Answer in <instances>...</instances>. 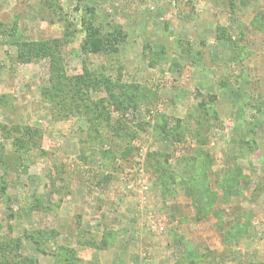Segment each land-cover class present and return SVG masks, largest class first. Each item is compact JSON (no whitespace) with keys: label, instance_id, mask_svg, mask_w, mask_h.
I'll return each mask as SVG.
<instances>
[{"label":"rangeland","instance_id":"374dc122","mask_svg":"<svg viewBox=\"0 0 264 264\" xmlns=\"http://www.w3.org/2000/svg\"><path fill=\"white\" fill-rule=\"evenodd\" d=\"M55 3L0 0V264H264V0ZM55 38L64 79L130 97L111 123L54 116Z\"/></svg>","mask_w":264,"mask_h":264},{"label":"trees","instance_id":"16d2710c","mask_svg":"<svg viewBox=\"0 0 264 264\" xmlns=\"http://www.w3.org/2000/svg\"><path fill=\"white\" fill-rule=\"evenodd\" d=\"M48 5V14L53 16L54 14H61L57 10H60V7L56 5V0L52 3L51 0H45ZM62 10V8H61ZM49 17V19H50ZM52 22L55 20L50 19ZM85 40L83 42V49L100 52L106 50L105 45H103V38L100 35V29L96 28L91 22L85 26ZM67 41L72 38V33L66 32ZM63 40L61 38H55L43 42L37 43V45H31L30 50L36 52V58H45L50 57L51 63V85L44 89V95L52 103L54 116L56 119L66 118L74 110L85 112L88 116V120L92 122L93 120L97 121H106L111 123L110 111L107 109L108 106H114L117 110H126L131 104L130 97L114 95L113 86H120L122 91L123 87L121 85H116L111 83V80L103 78V80L97 81V78H94L92 72L89 71L87 67L84 68V73L76 74L64 79L63 73V58H62V45ZM93 44V45H90ZM105 48V49H104ZM33 53V52H31ZM24 57V62H27L30 57ZM97 85H104L107 90V98L99 99L98 101H93L91 98V92L97 88ZM54 89V92L51 90ZM64 96V97H63ZM67 100V101H66ZM65 101V102H64ZM119 122V121H118ZM119 124V123H118ZM1 125V124H0ZM117 129V125L113 123ZM3 128L8 129L11 133L17 134L14 138V141L18 147L22 150L26 149L28 146H40V139H42V132L39 128L32 126H8L2 125ZM97 129V128H96ZM119 131V129H117ZM20 133V135H19ZM38 138V141H36Z\"/></svg>","mask_w":264,"mask_h":264}]
</instances>
